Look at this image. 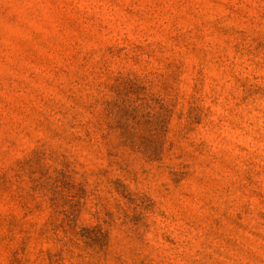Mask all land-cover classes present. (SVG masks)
<instances>
[{
  "label": "rangeland",
  "instance_id": "obj_1",
  "mask_svg": "<svg viewBox=\"0 0 264 264\" xmlns=\"http://www.w3.org/2000/svg\"><path fill=\"white\" fill-rule=\"evenodd\" d=\"M0 264H264V0H0Z\"/></svg>",
  "mask_w": 264,
  "mask_h": 264
}]
</instances>
